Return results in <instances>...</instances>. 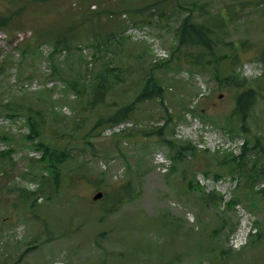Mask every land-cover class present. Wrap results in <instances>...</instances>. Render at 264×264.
Instances as JSON below:
<instances>
[{
  "label": "rangeland",
  "instance_id": "1",
  "mask_svg": "<svg viewBox=\"0 0 264 264\" xmlns=\"http://www.w3.org/2000/svg\"><path fill=\"white\" fill-rule=\"evenodd\" d=\"M261 1L0 0V264H264ZM193 3L213 55L179 47ZM166 8L168 21H143ZM203 53L212 65L192 66L187 56ZM150 77L163 104L138 98ZM127 105L129 117L110 122ZM168 114L167 139L196 147L183 160L144 134ZM31 120L52 158L27 140ZM215 189L222 200L206 205L200 195Z\"/></svg>",
  "mask_w": 264,
  "mask_h": 264
},
{
  "label": "trees",
  "instance_id": "2",
  "mask_svg": "<svg viewBox=\"0 0 264 264\" xmlns=\"http://www.w3.org/2000/svg\"><path fill=\"white\" fill-rule=\"evenodd\" d=\"M90 1L91 0H80V2H82V3L90 2ZM125 1L126 2H132L133 0H125ZM261 4L264 5V0L261 1ZM159 5H163V4L161 3ZM197 10H198V12L204 13V8L202 6L199 7L196 3H193L192 8L189 9V12L186 14V16H183V18L181 19V21L178 25V28L176 30V34L178 36L179 47H180V49L183 47L204 49L205 51H209L210 53L212 52L210 55H213L214 38L212 36L211 27L207 22H205V21L198 22L197 20H195L193 18V15H194L195 11H197ZM84 13L86 14V12H84ZM94 14H95V12H94ZM154 14L155 13H150V12L146 13V16L142 18L143 21L146 20L149 23L148 18L150 19L151 17L156 16V20L160 24L162 22V19H165V21H168L170 19V16H171V14L167 10V8H166V11L162 10L161 13H158L155 15ZM138 22H140V21H135V23H137V24L142 23V22L141 23H138ZM150 22L154 23V21H152L151 19H150ZM1 25H2V23H0V26ZM204 55H206V54L203 53V55H198V56L197 55H188L187 57L189 59V62H191L190 64L192 66L202 67L204 65H212V62L210 60L208 61V63L203 62V58L205 57ZM232 60L235 63H238L239 58L237 57V55H235V56H232ZM0 76H1V73H0ZM236 81H235L236 86H238V87H240L245 82L244 79H241V78L236 79ZM246 91L241 92L237 96V99H236V108H237L238 112L240 111V116L244 122L247 121L250 107H251L252 103L254 102V99H252V93H254V92H252L250 89H246ZM103 96H104V91H102V90H99L96 93V98H98V99H102ZM138 98L141 101L158 98V99H160L161 103L163 104L164 101H163V94H162V86L160 85V82L156 79V77H150L149 79H147L145 81L144 88L140 92ZM95 103L96 102H94L93 105ZM129 109H130L129 105L123 106L122 108L118 109L117 114L114 117H111L110 122L117 121V120L120 121V120H124V119L128 118L129 117V115H128ZM166 113H168V112H166ZM166 117H169V118L168 119L166 118L164 125H162L161 127H158V128H153L151 131L145 132L144 134L148 135L146 137L156 136L160 139H163L165 143L167 142V144L172 149H174V151L176 153L175 157L180 159V160H183L184 158H186L185 152H188V151L194 152V150H196V147L191 142L186 143L184 146H179L175 143L174 140L167 139V135L169 133H171L172 131H174V127L171 126V124H170L171 122H173L172 116L170 114H168ZM30 126H31L30 127V135L28 136L27 140L31 141L32 144L35 143L34 142L35 140H38V142H36V145L38 146L39 149L44 150V153H45L44 156L52 158L54 154L49 155V150H51V148L43 143V140L41 138V131L38 129V127H37L38 125H37L36 121L31 120ZM243 127L244 128L242 130L246 131V126H243ZM167 129L171 132L167 133L166 132ZM6 137H8V136H6ZM247 144H248V141L246 140L244 142L242 150L238 156L233 155V153H231V152L226 153V155H228V156L231 155L232 161H242L245 154H246ZM53 160H54V158L52 159V161ZM58 177H59V175H56V178H58ZM220 177H221V175H215V178H220ZM200 198L203 199V201L206 205H209V204H212L211 200L214 201L215 203H217L218 201L222 200L223 197H222V195H220L218 193H209L208 194L209 199L207 197H205L204 195H200ZM236 202H238V200L232 201V202H230V204L229 203L228 204H229V206H231L233 204H236Z\"/></svg>",
  "mask_w": 264,
  "mask_h": 264
},
{
  "label": "water",
  "instance_id": "3",
  "mask_svg": "<svg viewBox=\"0 0 264 264\" xmlns=\"http://www.w3.org/2000/svg\"><path fill=\"white\" fill-rule=\"evenodd\" d=\"M102 197V194L100 193V194H98L96 197H95V199H99V198H101Z\"/></svg>",
  "mask_w": 264,
  "mask_h": 264
}]
</instances>
